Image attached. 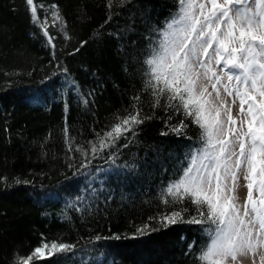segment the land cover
<instances>
[{
    "label": "trees",
    "instance_id": "16d2710c",
    "mask_svg": "<svg viewBox=\"0 0 264 264\" xmlns=\"http://www.w3.org/2000/svg\"><path fill=\"white\" fill-rule=\"evenodd\" d=\"M34 3L40 19L48 18L55 49L32 23L25 0H0V177L6 178L0 180V264H15L42 240L76 244L99 264L105 256L110 264H193L186 244L205 238L201 226L165 229L149 219L164 210L158 194L177 175L188 141L163 120H149L127 147L117 148L115 164L105 152L77 172L69 165L79 159L70 156L80 154L68 153L63 132L68 129L74 147L87 146L117 115H126L130 98L142 88L137 59L155 39L154 30L163 29L176 12L175 0H130L110 10L105 0ZM51 4L58 7L67 36L60 21L52 23ZM109 15L112 21L106 23ZM81 41L87 43L80 47ZM66 79L78 82L79 92L61 87ZM93 91L88 105L80 102V92L87 97ZM143 108L150 113L147 103ZM186 132L194 137L196 129L190 125ZM13 178L30 183L17 185ZM145 223L159 231L137 234ZM97 235L104 239L96 241ZM33 264H55V258Z\"/></svg>",
    "mask_w": 264,
    "mask_h": 264
},
{
    "label": "snow or ice",
    "instance_id": "6c2138e0",
    "mask_svg": "<svg viewBox=\"0 0 264 264\" xmlns=\"http://www.w3.org/2000/svg\"><path fill=\"white\" fill-rule=\"evenodd\" d=\"M129 2L105 0V7L122 8ZM25 3L32 23L43 29L47 44L55 49L47 16L40 19L34 0ZM175 4L176 12L163 29L154 30L155 39H149L142 59H137L143 68L142 88L130 98L126 115H117L116 122L106 126V131L96 132L87 146L74 147V138L68 139V129H63L68 153L80 154L79 158L70 156L79 159V164L69 166L80 172L92 167V160L105 152V159L115 164L117 148L127 147L140 125L163 120L169 131L188 145L177 175L158 194L164 210L149 219L165 229L177 224L201 226L198 231L205 238L186 244L193 264H238V257L249 255L252 264H257V257L259 264H264V0H175ZM49 7L52 23L60 21V31L67 36L58 7ZM111 21L109 15L106 23ZM86 43L81 41L80 47ZM80 47L69 55H75ZM50 54L55 57L54 51ZM61 87L79 92L75 80L66 79ZM93 95L94 91L87 97L80 92L78 99L88 105ZM145 103L150 113L144 112ZM156 109L162 115H157ZM174 119L176 122L170 123ZM190 125L196 129L194 137L186 132ZM121 139L124 144L119 143ZM13 182L30 183L20 178ZM153 231L159 229L150 223L136 229L139 235ZM102 239L95 237L96 241ZM90 255L76 244L42 240L26 257L17 256L15 264L52 258L55 264H99L95 256L89 259ZM103 264H110L107 256Z\"/></svg>",
    "mask_w": 264,
    "mask_h": 264
},
{
    "label": "rangeland",
    "instance_id": "374dc122",
    "mask_svg": "<svg viewBox=\"0 0 264 264\" xmlns=\"http://www.w3.org/2000/svg\"><path fill=\"white\" fill-rule=\"evenodd\" d=\"M240 195L241 196L244 195L243 189H241ZM256 259H257V264H259V258L257 257ZM238 264H252L251 255H249V257H247V258H240V257H238Z\"/></svg>",
    "mask_w": 264,
    "mask_h": 264
}]
</instances>
